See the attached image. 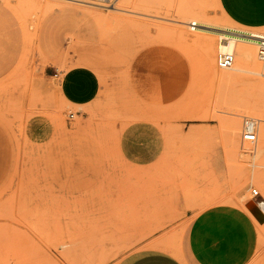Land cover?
Returning <instances> with one entry per match:
<instances>
[{
	"label": "rangeland",
	"instance_id": "rangeland-1",
	"mask_svg": "<svg viewBox=\"0 0 264 264\" xmlns=\"http://www.w3.org/2000/svg\"><path fill=\"white\" fill-rule=\"evenodd\" d=\"M90 1L0 0V264H130L187 242L194 215L264 201V60L222 30L264 26V0L248 23L233 0ZM228 36L250 72L216 66ZM73 65L99 80L86 105L60 91Z\"/></svg>",
	"mask_w": 264,
	"mask_h": 264
},
{
	"label": "crops",
	"instance_id": "crops-1",
	"mask_svg": "<svg viewBox=\"0 0 264 264\" xmlns=\"http://www.w3.org/2000/svg\"><path fill=\"white\" fill-rule=\"evenodd\" d=\"M228 1V0H226ZM242 13L233 16L239 22H251L249 0H233ZM229 2V1H228ZM2 6V4H0ZM236 9L234 5L231 7ZM264 8V1L262 3ZM234 11V10H233ZM262 18H264V13ZM241 31L258 33L254 29H263V25L237 27ZM51 55L50 53H47ZM62 96L74 106L90 103L99 90L97 74L84 65H73L63 74L59 83ZM264 201L257 203V210ZM246 207L241 210H209L192 216L183 228H191L188 240L182 238L173 249L159 250L142 255L130 264H264V253L256 262L253 256V240L249 228H263L264 221L254 224L255 212ZM245 212V214H243ZM243 214V215H242ZM184 239V240H183ZM188 246L190 257L188 256Z\"/></svg>",
	"mask_w": 264,
	"mask_h": 264
},
{
	"label": "bare ground",
	"instance_id": "bare-ground-1",
	"mask_svg": "<svg viewBox=\"0 0 264 264\" xmlns=\"http://www.w3.org/2000/svg\"><path fill=\"white\" fill-rule=\"evenodd\" d=\"M68 1H70V0H68ZM72 2H76V4L78 3V4H90V5H93V6L95 5V3L93 1H90V0H77V1H72ZM22 3H24V2H22ZM100 6H102V5H100ZM202 24H204V23H202ZM194 25L205 26V25H201V23H194ZM210 25H212V24H210ZM222 30L226 31L227 33L230 32V33H232V34H234L236 36L245 37V38H248L250 40H254V41L256 40L258 42V43H254L252 41H247V43L252 44V45H258L259 46V44L262 41H264V35H256V34H253L251 32H244V31H241V30H239V29H237V28H235V27H233V26H231L229 24H228L227 27L223 28ZM223 38L226 39V41L224 42L226 44L225 45L226 48L229 49V50H233L234 53H235L233 65L230 68H228V69L237 70V71H243V72H250L251 70L249 69V62H250V59H251V51H249V49H247V48H244L246 46L243 47L242 45H240L241 40H239V38L236 39L234 37H229V36L228 37H223ZM205 50H206V53L208 55L211 54V52L213 51L211 46H207ZM211 67H212V69L215 70L214 59L213 58H211ZM223 70H226V69H223ZM262 74L264 75V73H262ZM257 125H258V123H257ZM252 176L255 177V178L257 177L256 174H254ZM261 190H264V185L261 187ZM261 190H260V192H261ZM255 192H256V194H258L257 190L251 189L250 193H255ZM245 199H246V197L243 198V200H245ZM260 208L264 211V203L263 202L260 205ZM262 210L258 209L254 213L255 214V220L258 223H260V222L262 223L264 221V213L262 212Z\"/></svg>",
	"mask_w": 264,
	"mask_h": 264
},
{
	"label": "built area",
	"instance_id": "built-area-1",
	"mask_svg": "<svg viewBox=\"0 0 264 264\" xmlns=\"http://www.w3.org/2000/svg\"><path fill=\"white\" fill-rule=\"evenodd\" d=\"M77 1V0H70ZM257 57L259 60H264V41H262L257 50ZM234 55L232 52L220 51L216 55V66L219 69H228L233 65ZM58 73H54V77H57ZM241 138L248 142L255 141L257 132L258 119L253 117L244 116L241 122ZM257 196L256 192L254 193Z\"/></svg>",
	"mask_w": 264,
	"mask_h": 264
}]
</instances>
